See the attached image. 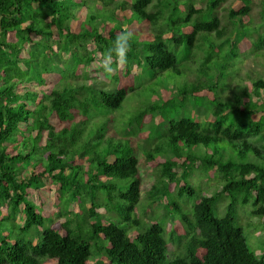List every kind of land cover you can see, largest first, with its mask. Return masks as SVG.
<instances>
[{
    "label": "trees",
    "instance_id": "obj_1",
    "mask_svg": "<svg viewBox=\"0 0 264 264\" xmlns=\"http://www.w3.org/2000/svg\"><path fill=\"white\" fill-rule=\"evenodd\" d=\"M124 28L126 69L105 73ZM251 197L264 221V0H0V264H264L236 224ZM160 203L175 216L146 221Z\"/></svg>",
    "mask_w": 264,
    "mask_h": 264
},
{
    "label": "rangeland",
    "instance_id": "obj_2",
    "mask_svg": "<svg viewBox=\"0 0 264 264\" xmlns=\"http://www.w3.org/2000/svg\"><path fill=\"white\" fill-rule=\"evenodd\" d=\"M199 4V3H198ZM75 13L77 12L81 17H84V14L86 12V10L84 9L83 6H74L73 7ZM253 15L255 17L258 18L259 14H258V11L257 9H254L253 11ZM71 24L73 23V20H70ZM54 48H57L56 45H54ZM90 50L93 48L92 44L89 43V47H88ZM244 49L240 51L243 53H246L245 56L242 55L241 59L238 61V67L241 68L240 72L242 73L243 71H246L245 69H247L249 66L252 65V61L250 59V57L252 56L251 52L249 51L250 47H248L247 44L244 45L243 47ZM59 56L61 55V57L63 59H65L67 56H68V52L67 51H64V52H61V50H59ZM27 55V52L24 51L21 56L25 57ZM253 57V56H252ZM56 58V59H57ZM101 54L98 53L96 54V60L94 61V64H99L100 65V61H101ZM55 63L57 64H61L62 63V60L59 59V60H56ZM260 63V61H259ZM262 61L260 63V65H262ZM21 65H23V63H21ZM263 66H260V68H262ZM119 69L125 71L126 69V65L124 66H118ZM138 70V67L137 65H133L132 68H131V71L133 74H135ZM230 70V73H229V76L231 77L232 79V83H239V84H242L243 85V81L241 80H238V74L236 75H233L234 73L232 72L231 69ZM145 72V70H144ZM257 73V72H256ZM233 75V76H232ZM165 79H168L167 77H164ZM181 77L178 76V78L176 77L175 79H168V80H165V79H162L163 81H166L168 84H173L179 80ZM140 78L139 77H135V84H138L140 82L139 80ZM161 79L160 78H155V79H152L151 81H149V83H159ZM87 83H89V81H86ZM245 84V83H244ZM172 89H174L172 86H171ZM143 91L144 90H147V86H143ZM136 90L137 91H141V89L139 88V86H136ZM141 91V92H143ZM144 93V92H143ZM129 96H127L121 106L117 109H113V110H109V112H107L108 115H113L115 117V121L112 120V123L109 124V126H114L117 124V121L120 119V118H127V116L130 115V113H132L133 109L135 107H138L140 104L138 102L137 99H134V95H138V94H134L133 92H129L128 93ZM145 94V93H144ZM252 98V101L253 102H260L261 99H257V98H254V97H251ZM202 103H205L207 104L208 103V100L206 98H195V99H192L189 104H188V110L190 111V113H193L195 114L196 116H198V118L201 120L202 117L204 116V111L206 110V108L202 105ZM163 127V125H161ZM160 126V127H161ZM138 130V127L136 125H132V126H129L126 128V126L123 127V129L121 130V133L122 134H125L126 132H129V131H135V130ZM141 144L144 145V140L142 141V139L140 140ZM197 150H203L202 148H198ZM203 177V173L198 170V171H195L192 175V178H194L193 180H191V182L193 181V184L197 187L198 190H202L204 192V189L206 187V183L205 181L203 182V179H201ZM125 180L126 182L130 181V180H126V179H123ZM213 190V187L210 188V190H207L206 191V195L207 194H212ZM215 192V190L213 191ZM252 200L253 198L251 197L249 199V201L247 203H238L237 206H236V224L238 226H240L243 230V233L246 237V240H247V244L249 246V248L253 251H255L258 256L260 254L261 251H263V240H264V229L262 227V225L264 224V221L261 220L259 217H256V216H252L250 214V211L253 209V205H252ZM230 201V198L226 197V196H222V199L220 201H218L215 205V213L217 216L221 217L224 215L225 211H226V206L227 204L229 203ZM181 202H183V200L181 199ZM140 203V202H139ZM139 205V204H138ZM143 208H145V204L142 205ZM157 209V212H158V218L156 221H159V222H163L165 220V218H173L175 215L173 213H170V214H166V216H163V214L166 212L165 208L163 207V203H160L158 205H152L151 208H149L147 206V208H145L144 212L145 213V219L146 221L148 222H152L150 219H149V215L151 213H154ZM4 210V208L2 209ZM139 212H140V209H139ZM143 213L141 214V216H143ZM162 215V216H160ZM167 226V225H166ZM173 249V247H171ZM93 249V248H92ZM94 258H97V256H94L93 257V260Z\"/></svg>",
    "mask_w": 264,
    "mask_h": 264
},
{
    "label": "clouds",
    "instance_id": "obj_3",
    "mask_svg": "<svg viewBox=\"0 0 264 264\" xmlns=\"http://www.w3.org/2000/svg\"><path fill=\"white\" fill-rule=\"evenodd\" d=\"M133 33L127 28L122 29L116 36L112 47L101 58L100 67L105 73L111 74L115 71L113 64L124 66L128 62V53L131 50Z\"/></svg>",
    "mask_w": 264,
    "mask_h": 264
}]
</instances>
